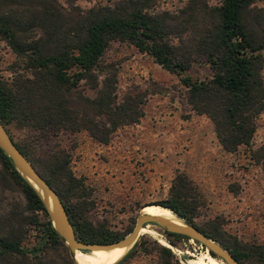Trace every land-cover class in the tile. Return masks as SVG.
<instances>
[{
  "label": "trees",
  "instance_id": "trees-1",
  "mask_svg": "<svg viewBox=\"0 0 264 264\" xmlns=\"http://www.w3.org/2000/svg\"><path fill=\"white\" fill-rule=\"evenodd\" d=\"M76 1L0 0V39L20 66L10 79H0V123L58 195L75 238L111 243L121 236L86 216L92 201L83 181L71 173L68 154L62 149L38 152L31 141L18 143L8 126L42 138L85 131L106 144L118 127L138 122L142 98L133 94L117 99L114 74L100 67L109 43L119 41L180 76L187 104L209 119L222 150L231 153L249 146L256 119L264 112V0H186L174 10L161 8V0L94 1L86 6ZM198 58L209 69L208 77L186 73ZM251 159L264 175V143L252 150ZM0 165L1 175L18 188L22 200L21 205L0 207V264H74L40 197L1 150ZM156 204L218 242L240 264H264V243L229 245L219 235V222L196 224L202 195L184 173L174 174L168 196ZM163 233L171 244L189 239ZM140 240L111 264H123L139 250ZM160 252L170 257L168 248ZM73 259L77 263L74 254Z\"/></svg>",
  "mask_w": 264,
  "mask_h": 264
},
{
  "label": "rangeland",
  "instance_id": "rangeland-1",
  "mask_svg": "<svg viewBox=\"0 0 264 264\" xmlns=\"http://www.w3.org/2000/svg\"><path fill=\"white\" fill-rule=\"evenodd\" d=\"M94 1L107 0L76 2L86 6ZM185 1L161 0L159 6L174 10ZM208 2L215 4L218 0ZM18 63L0 39V79H10L13 70L19 69ZM100 67L114 74L117 99L133 94L142 98V116L138 122L118 127L106 144L95 142L85 131L59 132L42 138L25 128L8 126L12 139L18 143L31 141L38 152L64 150L69 156L71 173L83 181L92 201L86 216L111 235L122 238L130 231L137 214L149 213L145 207L158 205L156 203L165 199L174 174L182 172L202 195L203 204L198 209L196 224L219 222V235L229 245L246 248L250 244L264 243V175L251 159L252 150L264 143V112L256 119L250 145L225 152L215 138L209 119L192 111L187 104L186 88L179 82V75L164 70L146 53L119 41L109 43ZM186 73L202 79L208 77L210 71L198 58L188 66ZM261 75L264 81V65ZM82 88L92 93L87 87ZM1 171L0 165V207L21 205L18 188L7 176L1 175ZM33 233L30 232V237ZM139 233L136 239L141 238L139 250L123 264L167 261L197 264L201 258L207 261L209 253L194 240L171 244V238L154 224H147ZM161 247L169 249V258L161 254ZM67 253L72 260L68 248ZM73 254L78 259L77 264H105L83 257L103 253L85 254L75 250Z\"/></svg>",
  "mask_w": 264,
  "mask_h": 264
},
{
  "label": "water",
  "instance_id": "water-1",
  "mask_svg": "<svg viewBox=\"0 0 264 264\" xmlns=\"http://www.w3.org/2000/svg\"><path fill=\"white\" fill-rule=\"evenodd\" d=\"M0 150L9 159L15 171L26 181L40 197L48 220L57 235L63 240L73 259L75 250L91 251L92 249H110L112 247H123L126 251L130 249L139 236V230L147 224L157 225L164 231L173 232L184 235L185 237L196 241L206 249L208 253H212L220 258L225 264H240L225 248L218 242L208 238L195 226L184 223L179 218L177 222L171 221L162 216L150 215L139 212L135 218L129 232H127L119 240L111 243H88L75 238L71 225L67 218L64 207L56 194L45 180L39 175L34 167L26 160V158L15 147L14 143L8 136L3 125L0 123ZM162 207V206H161ZM167 209V208H165ZM170 211V210H169ZM75 264H77L74 261Z\"/></svg>",
  "mask_w": 264,
  "mask_h": 264
},
{
  "label": "bare ground",
  "instance_id": "bare-ground-1",
  "mask_svg": "<svg viewBox=\"0 0 264 264\" xmlns=\"http://www.w3.org/2000/svg\"><path fill=\"white\" fill-rule=\"evenodd\" d=\"M145 209L149 212L147 214L150 215H156V216H162L165 217L171 221L177 222L178 219L177 217L168 209H165L164 207L158 206V205H150L145 207ZM92 252H98V253H103L100 256H89V255H83L84 258L88 259H93L97 262H102L105 264H111L118 259L125 253L126 248L123 247H112L110 249H92ZM76 256V255H75ZM83 258V259H84ZM207 261L204 259H199L197 264H223L221 261L219 262L217 259H215L213 256L210 254H207L206 257ZM85 261V260H84Z\"/></svg>",
  "mask_w": 264,
  "mask_h": 264
}]
</instances>
